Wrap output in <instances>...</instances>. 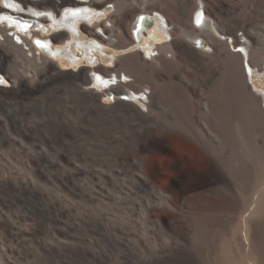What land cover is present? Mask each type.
Wrapping results in <instances>:
<instances>
[{
    "label": "bare ground",
    "instance_id": "1",
    "mask_svg": "<svg viewBox=\"0 0 264 264\" xmlns=\"http://www.w3.org/2000/svg\"><path fill=\"white\" fill-rule=\"evenodd\" d=\"M17 1L20 6L12 3L8 9L0 4V10L29 17L34 25L28 30V23L0 15V76L12 82V90L0 84V134L7 137L14 128L42 148L49 137L38 133L40 122L31 116L33 100L53 93L44 82L69 85L85 104L124 120L113 138L122 161L134 168L144 187L158 194L155 207L162 203L169 210L173 202L182 201L203 209L197 216L201 227L192 235L186 216L181 218L186 229L180 232L171 221L163 223L165 242L170 236L166 225H170L174 235L190 240L191 245L199 239L198 233L212 256L210 264H264V186L254 190L249 203L247 170L241 168L233 177L227 150L231 137L238 136L247 149L264 151L247 124L233 123V102L239 97L264 124L263 32L240 19L231 23L219 0L212 5L215 16L211 17L205 4L210 0L200 5L197 0ZM143 15L153 20L152 27L141 26ZM13 24H19L18 32L10 28ZM82 26L98 41L87 39ZM240 26L250 27L243 33L245 40L237 33ZM173 36L174 42L167 40ZM65 38L67 46L53 41ZM207 41L212 47L205 48ZM47 43L56 48H44ZM185 44L202 55H214L202 60L190 52L192 68L183 66L180 56ZM110 45L137 48L119 56L116 64L111 59L115 66L97 67L105 56H113L106 54ZM168 52L173 53L172 59ZM56 58H67L74 68L83 62L86 66L67 75L55 64ZM84 83L93 84L84 87ZM104 92L108 95L102 98ZM64 134L59 131L49 140L60 143ZM157 148L168 155L163 158ZM147 149H151L149 158L144 160L141 154ZM231 217L238 222L225 232L222 226ZM0 264L16 262L0 252Z\"/></svg>",
    "mask_w": 264,
    "mask_h": 264
},
{
    "label": "rangeland",
    "instance_id": "2",
    "mask_svg": "<svg viewBox=\"0 0 264 264\" xmlns=\"http://www.w3.org/2000/svg\"><path fill=\"white\" fill-rule=\"evenodd\" d=\"M202 1L197 3L203 4ZM219 1L231 23H236V19L246 21L251 28L263 32L264 37V0ZM215 2L205 1L210 17L215 16L212 8ZM250 27L240 26L237 33L242 37ZM84 33L87 39L95 37L91 31ZM174 37L167 40L174 42ZM53 41L66 46L69 42L68 38ZM209 43L205 48L212 47ZM136 48L122 50L110 45L113 56H105L97 67L115 66L119 56ZM190 52L202 60L214 55H202L200 50L185 44L180 57L184 58L183 66L191 68ZM167 55L173 58L172 52ZM111 59L115 64H110ZM55 64L67 75L72 69L79 71L86 66L83 62L74 68L67 58H56ZM4 79L1 86L12 90V82ZM256 82L262 84L258 79ZM44 83L48 89L53 88V93L33 100L31 116L40 122L38 133L49 139L59 131L67 134L60 143L44 139L43 149L14 128L7 132L9 138L0 134V252L10 255L16 264H210L212 256L199 241L198 233L195 237L199 239L191 245L190 240L175 236L170 226L179 232L187 228L194 234L196 227H201L197 216L203 209L182 201L173 202L169 210L162 203L155 207L158 194L144 187L134 168L122 161L113 134L124 120L106 116L85 104L69 85ZM106 95L104 92L102 98ZM243 104L241 98L235 97L234 126L238 122L247 124L253 137L264 145V124L259 122L257 113ZM150 150L141 154L144 160L149 158ZM157 150L163 158L168 155L167 150ZM227 150L231 156V175L235 177L241 168L247 170L245 196L250 203L254 190L264 186V151L247 149L238 136L231 137ZM162 166L159 162V167ZM182 216L187 217L190 225L198 226L185 228ZM154 217L163 222L157 223ZM170 221L166 225L170 236L165 242L164 224ZM237 222L228 218L222 228L231 232ZM164 250L166 253L161 254Z\"/></svg>",
    "mask_w": 264,
    "mask_h": 264
},
{
    "label": "water",
    "instance_id": "3",
    "mask_svg": "<svg viewBox=\"0 0 264 264\" xmlns=\"http://www.w3.org/2000/svg\"><path fill=\"white\" fill-rule=\"evenodd\" d=\"M197 13H198V11H197ZM140 24H141L142 27H145V28L146 27H151L153 25V20L150 17H148L146 15H143ZM41 44H42V41H39V46L40 47H41ZM201 45H203V44H201ZM44 48L55 49V48L51 47L49 43H47V45Z\"/></svg>",
    "mask_w": 264,
    "mask_h": 264
},
{
    "label": "snow or ice",
    "instance_id": "4",
    "mask_svg": "<svg viewBox=\"0 0 264 264\" xmlns=\"http://www.w3.org/2000/svg\"><path fill=\"white\" fill-rule=\"evenodd\" d=\"M242 51V50H241ZM249 71H251V69H249Z\"/></svg>",
    "mask_w": 264,
    "mask_h": 264
},
{
    "label": "built area",
    "instance_id": "5",
    "mask_svg": "<svg viewBox=\"0 0 264 264\" xmlns=\"http://www.w3.org/2000/svg\"><path fill=\"white\" fill-rule=\"evenodd\" d=\"M245 38V37H242V39Z\"/></svg>",
    "mask_w": 264,
    "mask_h": 264
}]
</instances>
